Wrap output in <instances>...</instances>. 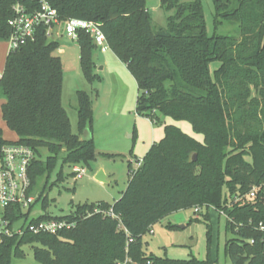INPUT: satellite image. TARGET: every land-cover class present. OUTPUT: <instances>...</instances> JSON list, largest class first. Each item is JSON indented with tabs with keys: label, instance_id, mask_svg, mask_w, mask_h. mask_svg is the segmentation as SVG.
<instances>
[{
	"label": "trees",
	"instance_id": "obj_1",
	"mask_svg": "<svg viewBox=\"0 0 264 264\" xmlns=\"http://www.w3.org/2000/svg\"><path fill=\"white\" fill-rule=\"evenodd\" d=\"M13 1L0 0V38L9 34ZM48 1L63 20L99 23L109 47L136 79L138 115L153 122L167 116L186 120L204 140L166 124L164 137L130 171L118 200L85 203L64 216L33 218L68 219L76 225L58 234L26 232L6 238L0 243V264H11L13 255L24 256V244L33 245L42 264H211L144 248L143 236L154 224L197 205L226 214L233 234L226 252L233 263L264 264V231L259 228L264 223V0H213L215 24L237 23L236 35L209 34L201 0H161L163 8L174 11L165 27L154 23L146 0ZM77 42L83 72L93 81L97 45L84 30H79ZM59 47L58 40L39 28L33 40L8 53L0 82L3 120L18 136L8 141L0 127V143L34 149L32 191L42 178L48 180L60 159L62 165L73 166L96 158L94 139L81 136L93 122L92 98L78 91L79 133H74L62 103L64 69L55 54ZM214 61L220 64L212 72ZM42 148L48 149L46 159ZM62 175L61 169L58 177ZM255 185L259 189L250 197ZM16 215L19 219L21 211Z\"/></svg>",
	"mask_w": 264,
	"mask_h": 264
},
{
	"label": "rangeland",
	"instance_id": "obj_2",
	"mask_svg": "<svg viewBox=\"0 0 264 264\" xmlns=\"http://www.w3.org/2000/svg\"><path fill=\"white\" fill-rule=\"evenodd\" d=\"M207 32L209 34L227 33L236 35L238 24L224 21L215 24V6L213 0H201ZM153 21L159 26L167 25V18L173 10L162 7L161 0H146ZM60 47L55 54L60 56L64 69L62 103L69 115L72 130L79 133L78 123V91L90 94L92 98L93 122L91 128L95 132L94 143L96 158L84 166L87 172L82 178L74 179L73 166L64 164L60 159L50 177L42 178L36 190L38 198L29 210L27 218L19 224L28 223L42 214L53 216L68 215L85 203L107 202L113 204L126 190L130 171L141 164L155 141L165 135V125L175 124L184 132L199 141L204 140L203 134L196 132L190 122L175 120L169 116L161 117L153 122L147 117L136 113L139 94L136 79L127 65L123 63L109 47L101 52L100 47L94 50L96 79L89 81L81 65V49L77 41L65 35H55ZM9 45L5 38H0V72L4 73ZM219 61L211 63L212 72L219 66ZM104 67L102 69L101 67ZM5 96L0 90V127L2 136L8 141H17V134L10 130L2 117V103ZM84 132V131H83ZM42 159L49 155L47 148H42ZM63 170L62 178L58 173ZM100 170L106 175V182L96 179ZM195 207L174 211L151 227L143 236L144 248L147 253L168 256L174 259H190L208 261L211 264H235L226 252V242L233 236L227 227V216L214 206L197 205ZM24 256H12L11 264H42L34 257L31 244L22 246Z\"/></svg>",
	"mask_w": 264,
	"mask_h": 264
},
{
	"label": "built area",
	"instance_id": "obj_3",
	"mask_svg": "<svg viewBox=\"0 0 264 264\" xmlns=\"http://www.w3.org/2000/svg\"><path fill=\"white\" fill-rule=\"evenodd\" d=\"M11 12L7 20L9 34L5 38L9 45L8 53L18 50L29 40H33L39 28H45V34L50 39H54L55 35H65L75 41H78L79 30H84L94 38L95 44L102 51L109 48L98 22L78 18L63 20L58 10L48 0H14ZM3 74L0 72V82ZM34 159L35 151L28 145L17 142L0 143V243L6 238L23 235L26 232L58 234L76 225L75 221L60 218L36 222L31 219L28 223L19 224L23 218L25 219L26 213L23 210H29L37 199L31 190L30 177ZM86 172L84 166L73 165L74 179L82 178ZM258 189L259 186H253L250 197H255ZM18 210L21 211L22 216L15 219ZM199 210L198 206L195 207L196 212ZM96 211L100 210L96 209ZM107 213L114 215L112 210ZM259 228L264 231L263 222L259 223Z\"/></svg>",
	"mask_w": 264,
	"mask_h": 264
},
{
	"label": "water",
	"instance_id": "obj_4",
	"mask_svg": "<svg viewBox=\"0 0 264 264\" xmlns=\"http://www.w3.org/2000/svg\"><path fill=\"white\" fill-rule=\"evenodd\" d=\"M83 136L85 139H91L92 138V133L90 131L89 128H86L83 132ZM197 158V154H195L193 156V160H196ZM96 179L99 180V181H102V182H106V175L105 173L103 172V170H100L97 174H96Z\"/></svg>",
	"mask_w": 264,
	"mask_h": 264
},
{
	"label": "crops",
	"instance_id": "obj_5",
	"mask_svg": "<svg viewBox=\"0 0 264 264\" xmlns=\"http://www.w3.org/2000/svg\"><path fill=\"white\" fill-rule=\"evenodd\" d=\"M101 52H105V51H102V50H101ZM101 68L104 69L103 66H102ZM148 119H149V118H148ZM88 128H89V127H88ZM89 129H90V131H91V133H92V138L94 139V137H95V132H94V130H93L92 128H89ZM81 136H82V138H84L83 133H82ZM95 174H97V173L95 172Z\"/></svg>",
	"mask_w": 264,
	"mask_h": 264
}]
</instances>
